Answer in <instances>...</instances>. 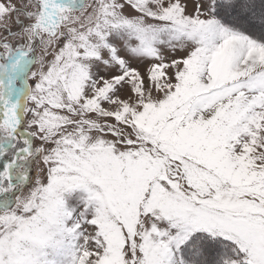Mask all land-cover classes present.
Here are the masks:
<instances>
[{
	"label": "snow or ice",
	"instance_id": "6c2138e0",
	"mask_svg": "<svg viewBox=\"0 0 264 264\" xmlns=\"http://www.w3.org/2000/svg\"><path fill=\"white\" fill-rule=\"evenodd\" d=\"M0 264H264V0H0Z\"/></svg>",
	"mask_w": 264,
	"mask_h": 264
}]
</instances>
